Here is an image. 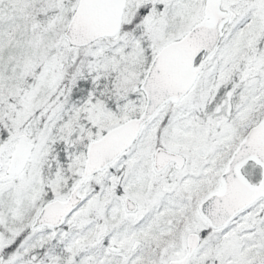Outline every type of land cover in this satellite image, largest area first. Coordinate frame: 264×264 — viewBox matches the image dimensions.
<instances>
[{
	"label": "snow or ice",
	"instance_id": "snow-or-ice-1",
	"mask_svg": "<svg viewBox=\"0 0 264 264\" xmlns=\"http://www.w3.org/2000/svg\"><path fill=\"white\" fill-rule=\"evenodd\" d=\"M0 264H264V0H0Z\"/></svg>",
	"mask_w": 264,
	"mask_h": 264
}]
</instances>
